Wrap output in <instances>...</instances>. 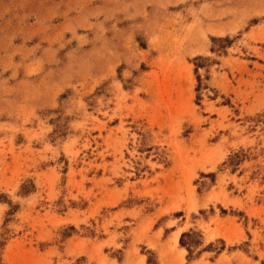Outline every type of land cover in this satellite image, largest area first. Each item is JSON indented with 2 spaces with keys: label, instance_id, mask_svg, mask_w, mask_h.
I'll list each match as a JSON object with an SVG mask.
<instances>
[{
  "label": "rangeland",
  "instance_id": "374dc122",
  "mask_svg": "<svg viewBox=\"0 0 264 264\" xmlns=\"http://www.w3.org/2000/svg\"><path fill=\"white\" fill-rule=\"evenodd\" d=\"M0 264H264V0H0Z\"/></svg>",
  "mask_w": 264,
  "mask_h": 264
},
{
  "label": "trees",
  "instance_id": "16d2710c",
  "mask_svg": "<svg viewBox=\"0 0 264 264\" xmlns=\"http://www.w3.org/2000/svg\"><path fill=\"white\" fill-rule=\"evenodd\" d=\"M192 235H193V233H191V232H184L181 234V237H180V244L185 246L188 252L191 251L190 250L191 248L189 247L190 244L187 243V241H185V239L191 237Z\"/></svg>",
  "mask_w": 264,
  "mask_h": 264
}]
</instances>
